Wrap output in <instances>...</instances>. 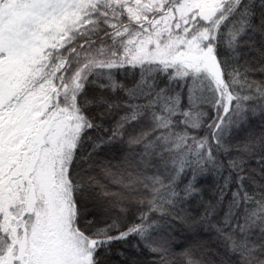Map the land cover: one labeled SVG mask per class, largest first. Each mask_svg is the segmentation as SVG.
Wrapping results in <instances>:
<instances>
[{
	"label": "snow or ice",
	"instance_id": "obj_1",
	"mask_svg": "<svg viewBox=\"0 0 264 264\" xmlns=\"http://www.w3.org/2000/svg\"><path fill=\"white\" fill-rule=\"evenodd\" d=\"M254 32L264 0H0V264H209L172 221L226 166L218 232L264 264V82L224 58Z\"/></svg>",
	"mask_w": 264,
	"mask_h": 264
},
{
	"label": "trees",
	"instance_id": "obj_2",
	"mask_svg": "<svg viewBox=\"0 0 264 264\" xmlns=\"http://www.w3.org/2000/svg\"><path fill=\"white\" fill-rule=\"evenodd\" d=\"M259 2L257 3V22H259ZM237 56L224 58L229 64L240 69L246 75L248 81L254 86L264 82V35L252 33L237 49ZM252 130L257 136L264 130V121L254 118ZM237 144L240 141H236ZM227 165V160H224ZM245 175L251 174L262 182L264 177V165L259 163L258 157L253 155L246 157L244 162ZM231 170L226 166L220 174L209 171L197 177V192L191 197L182 201L177 206L176 212L179 219L172 221L173 249L172 259L181 255V251L196 247L197 245L204 252V257L209 264H241L239 255L228 252L225 242L218 232L224 215V206L230 197V192L234 186L227 191L229 196L225 197V205L217 204V197L220 193L224 178L229 175ZM234 176L235 173H232ZM254 185H249V190H253ZM216 206V212L209 214L210 206ZM133 240L135 238H132ZM255 239V237H253ZM127 248V245H124ZM113 264H118V257L113 254ZM142 264H160V261L151 254L145 253L141 258Z\"/></svg>",
	"mask_w": 264,
	"mask_h": 264
}]
</instances>
